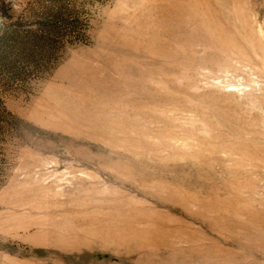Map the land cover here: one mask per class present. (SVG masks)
I'll return each mask as SVG.
<instances>
[{
	"label": "rangeland",
	"instance_id": "374dc122",
	"mask_svg": "<svg viewBox=\"0 0 264 264\" xmlns=\"http://www.w3.org/2000/svg\"><path fill=\"white\" fill-rule=\"evenodd\" d=\"M0 264H264V0H0Z\"/></svg>",
	"mask_w": 264,
	"mask_h": 264
}]
</instances>
